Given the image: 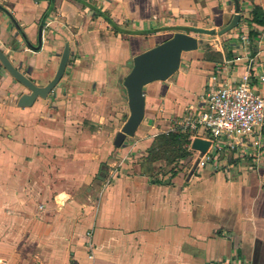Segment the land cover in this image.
Instances as JSON below:
<instances>
[{
    "label": "crops",
    "instance_id": "0c3cea01",
    "mask_svg": "<svg viewBox=\"0 0 264 264\" xmlns=\"http://www.w3.org/2000/svg\"><path fill=\"white\" fill-rule=\"evenodd\" d=\"M255 6L264 0H0V50L38 85L55 77L66 44L71 52L60 84L31 107L18 106L29 90L0 64V264H264V126L245 137L248 153L215 165L197 168L193 151L175 177L142 168L226 62L233 81L250 56L264 71ZM242 27L259 33L255 52ZM178 32L199 49L145 87L144 120L116 147L130 63ZM226 45L232 60H204Z\"/></svg>",
    "mask_w": 264,
    "mask_h": 264
},
{
    "label": "built area",
    "instance_id": "2783aa9c",
    "mask_svg": "<svg viewBox=\"0 0 264 264\" xmlns=\"http://www.w3.org/2000/svg\"><path fill=\"white\" fill-rule=\"evenodd\" d=\"M242 43L250 45V33L242 27ZM231 66L226 62L219 74H213L201 96L202 106L177 123L178 129L196 134L211 142L208 151L195 159L197 168L215 165L228 152L248 153L245 137L264 126V71L250 56L246 72L239 81L230 79ZM190 149L192 150L191 146ZM194 151V150H193Z\"/></svg>",
    "mask_w": 264,
    "mask_h": 264
},
{
    "label": "water",
    "instance_id": "95a60500",
    "mask_svg": "<svg viewBox=\"0 0 264 264\" xmlns=\"http://www.w3.org/2000/svg\"><path fill=\"white\" fill-rule=\"evenodd\" d=\"M239 23L240 16L236 15L220 34L233 30ZM198 49V38L188 33L178 32L170 39L139 54L133 59L130 63L132 69L124 81L128 92L130 115L116 136L114 142L116 147H122L128 137H133L144 120L146 111L145 87L153 82L169 79L179 70L183 54L197 51ZM70 55V45L66 44L55 77L47 85L40 86L14 66L9 56L3 50H0V64L2 68L7 70L15 80L29 90V93L23 94L20 97L18 106L31 107L39 98L47 99L64 77ZM210 146L211 142L209 140L197 137L192 141L191 148L204 155Z\"/></svg>",
    "mask_w": 264,
    "mask_h": 264
},
{
    "label": "trees",
    "instance_id": "16d2710c",
    "mask_svg": "<svg viewBox=\"0 0 264 264\" xmlns=\"http://www.w3.org/2000/svg\"><path fill=\"white\" fill-rule=\"evenodd\" d=\"M250 22L255 26L264 25V9L261 6H255L251 13ZM259 37L258 32H250L253 52L256 51L255 41ZM224 57L228 60L233 59V53L229 45L225 46L224 56L209 47L204 50L205 61L218 64L224 60ZM177 127L178 125L175 124V128L170 132L158 135L152 146L148 149L142 168L150 175H155L159 171L165 176L170 174L171 177H175L179 173V165L188 164L193 161L194 152L190 149L192 134L191 132H184ZM159 162H164L165 166L157 169Z\"/></svg>",
    "mask_w": 264,
    "mask_h": 264
},
{
    "label": "rangeland",
    "instance_id": "374dc122",
    "mask_svg": "<svg viewBox=\"0 0 264 264\" xmlns=\"http://www.w3.org/2000/svg\"><path fill=\"white\" fill-rule=\"evenodd\" d=\"M175 124H176V122H175ZM185 166H188V168H191V166H192V162H190V163H188V164H186V165H183V167H185ZM181 167H182V165H179L178 169L180 170Z\"/></svg>",
    "mask_w": 264,
    "mask_h": 264
}]
</instances>
